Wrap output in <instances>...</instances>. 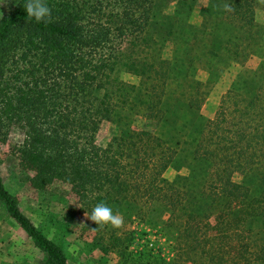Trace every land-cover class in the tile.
Instances as JSON below:
<instances>
[{
  "label": "trees",
  "instance_id": "1",
  "mask_svg": "<svg viewBox=\"0 0 264 264\" xmlns=\"http://www.w3.org/2000/svg\"><path fill=\"white\" fill-rule=\"evenodd\" d=\"M216 1L231 9L223 19L232 33L219 45L228 63H243L264 45L258 0ZM25 2L0 18V118L22 136L16 152L32 192L60 190L87 213L103 201L140 222L165 217L162 227L175 235L169 260L149 245L133 251L131 232L89 220L91 248L115 255L113 264H264V62L238 74L215 116L194 130L190 156L206 178L181 187L164 177L181 143L160 130L204 98L199 82L184 81L193 75L180 65L184 55L165 59L148 35L151 0H46V23L28 18ZM107 123L116 133L100 144ZM0 206L42 255L39 264H68L1 176Z\"/></svg>",
  "mask_w": 264,
  "mask_h": 264
},
{
  "label": "rangeland",
  "instance_id": "2",
  "mask_svg": "<svg viewBox=\"0 0 264 264\" xmlns=\"http://www.w3.org/2000/svg\"><path fill=\"white\" fill-rule=\"evenodd\" d=\"M17 1L0 0V18ZM151 3L152 17L147 33L150 38L157 39L156 48L161 50L165 59H170L174 50H178L180 55H184L185 61H180L182 69L189 65L193 70V75L184 81L189 83L192 80L201 84L199 96L204 98L201 107L198 110L190 109L177 115H168L160 130L172 146L176 141L181 143L173 164L164 177L181 187H191L194 184L193 189H196L206 178V169L194 163L190 156L193 132L215 116L222 96L238 74L246 70L253 71L259 63L264 62V45L258 50V54L243 63H228V54L218 42L219 37L226 39L227 33H232L223 19V3L216 0H151ZM254 8L255 23L264 36V0L256 1ZM173 42L177 43L175 47ZM120 79L130 85H137L139 81L137 77L123 73L120 74ZM182 79L181 76L178 77V80ZM95 94L99 96L101 91ZM0 123V176L5 188L18 198L21 210L61 248L68 264L115 263V255L104 256L91 248L94 232L90 229V221L81 207L68 201L64 192H32L28 187L29 176L21 167L16 152L22 136L16 126H5L6 123L1 118ZM115 133V125L105 124L98 142L104 144ZM200 179L202 180L199 181ZM1 207L0 264H39L42 255L33 248L25 233ZM117 211L122 215L123 223L121 227L114 229L119 233L133 234L131 250L137 251L145 244L165 260L172 257L175 235L173 230L162 227L161 220H165L163 215L155 214L140 222L133 211H126L123 207L116 209Z\"/></svg>",
  "mask_w": 264,
  "mask_h": 264
},
{
  "label": "clouds",
  "instance_id": "3",
  "mask_svg": "<svg viewBox=\"0 0 264 264\" xmlns=\"http://www.w3.org/2000/svg\"><path fill=\"white\" fill-rule=\"evenodd\" d=\"M24 9L27 17L37 23H46L52 18V9L46 0H26ZM224 9L230 11V6L225 4ZM86 217L97 226H111L119 228L122 226V215L113 209L106 202H99L92 208L91 213L85 212Z\"/></svg>",
  "mask_w": 264,
  "mask_h": 264
}]
</instances>
